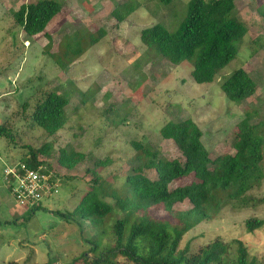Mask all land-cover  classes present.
<instances>
[{
  "label": "rangeland",
  "instance_id": "374dc122",
  "mask_svg": "<svg viewBox=\"0 0 264 264\" xmlns=\"http://www.w3.org/2000/svg\"><path fill=\"white\" fill-rule=\"evenodd\" d=\"M37 1L0 0V126L14 135L13 139L0 136V264L48 260L71 264L83 252H90L89 241L99 238L103 230L102 247L114 245L111 226L119 214L110 215L107 226L100 229L59 213L73 212L96 177L122 190L126 177L141 162L134 143L158 150L169 160H184L175 142L161 136V127L170 121L194 120L212 159L235 154V134L247 115L264 137V0H235L248 32L238 43L237 56L215 81L201 84L192 76L190 61L174 65L141 41V31L153 24L176 31L191 0L169 4L161 0H63V10L45 32L26 41L12 11ZM89 34H97L95 44L87 47L85 40L72 46L75 36ZM76 49L83 53L71 56ZM241 68L258 88L251 98L236 104L227 99L221 83ZM53 90L66 94L70 102L64 129L52 137L33 127L30 110L42 94ZM24 103H29L28 110L23 109ZM50 141V154L40 158L58 172L59 193L32 211L15 202L4 185L3 171L20 164L28 146L38 148ZM62 149L80 152L84 158L74 169L64 168L57 163ZM145 173L157 178L154 170ZM195 181L191 174L170 187ZM246 197L250 200L246 208L229 206L185 234L180 249L189 245L196 251L220 239L233 255L236 241L241 240L250 258L264 264V226L252 232L246 226L249 219H264V181ZM107 200L113 203L112 198ZM191 207L189 200L174 206L179 211ZM116 264L134 263L118 256Z\"/></svg>",
  "mask_w": 264,
  "mask_h": 264
},
{
  "label": "trees",
  "instance_id": "16d2710c",
  "mask_svg": "<svg viewBox=\"0 0 264 264\" xmlns=\"http://www.w3.org/2000/svg\"><path fill=\"white\" fill-rule=\"evenodd\" d=\"M63 6V0H38L35 4L21 5L12 14L16 27L23 30L28 41L45 32ZM119 21L123 19L119 18ZM247 32V26L238 17L235 0H191L187 16L176 31L171 32L159 23L153 24L141 31V41L147 48L157 49L174 65L190 61L192 76L201 84L215 81L220 71L237 56L238 43ZM85 40L87 47L93 45L98 41L97 34L75 36L72 46L75 48ZM82 53L76 49L71 56ZM56 62L61 65L60 60ZM257 88V82L242 68L221 83L227 99L236 104L251 98ZM69 102L68 96L57 90L42 94L30 110L33 127L52 137L58 134L66 125ZM29 106L24 103L23 109L28 110ZM250 117L247 115L238 125L239 131L233 142L235 154H222L214 159L202 141L201 128L192 119L170 121L160 129L164 139L175 142L184 160H169L158 150L134 143L141 162L133 174L126 177L122 190L106 185L96 177L73 212L59 213L69 220L89 221L100 229L107 226L110 215L121 216L111 226L114 245L102 247L103 230L99 238L89 241L92 244L90 252H83L71 264H116L118 256L134 264H262L255 257L250 258L248 247L241 240L236 241L238 247L233 255L220 239L196 251H191L189 245L180 249L185 234L200 223L212 220L229 206L246 208L250 201L246 197L248 192L264 181V137L258 132V125L250 123ZM0 136L14 138L12 131L4 125L0 126ZM52 145L50 141L38 148L28 146V155L20 163L32 169L41 165L54 169L40 158L50 154ZM83 158L80 152L62 149L57 163L74 169ZM146 170L156 171L157 178H149ZM191 174L198 181L170 187L174 181ZM107 198H112L113 203ZM186 200L192 204L189 210L174 208ZM40 207L41 204L30 209L35 211ZM246 226L248 231H255L264 226V219H249ZM43 264L54 262L48 260Z\"/></svg>",
  "mask_w": 264,
  "mask_h": 264
},
{
  "label": "built area",
  "instance_id": "2783aa9c",
  "mask_svg": "<svg viewBox=\"0 0 264 264\" xmlns=\"http://www.w3.org/2000/svg\"><path fill=\"white\" fill-rule=\"evenodd\" d=\"M3 182L16 203L28 208L39 206L45 198L57 195L60 188L58 172L44 165L38 169L29 168L24 163L14 168L6 167Z\"/></svg>",
  "mask_w": 264,
  "mask_h": 264
},
{
  "label": "crops",
  "instance_id": "0c3cea01",
  "mask_svg": "<svg viewBox=\"0 0 264 264\" xmlns=\"http://www.w3.org/2000/svg\"><path fill=\"white\" fill-rule=\"evenodd\" d=\"M3 179V178H2Z\"/></svg>",
  "mask_w": 264,
  "mask_h": 264
}]
</instances>
